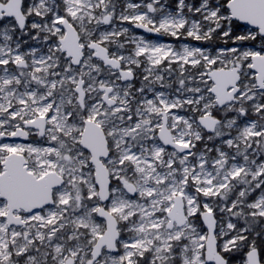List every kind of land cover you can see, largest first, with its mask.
<instances>
[{
  "label": "snow or ice",
  "instance_id": "1",
  "mask_svg": "<svg viewBox=\"0 0 264 264\" xmlns=\"http://www.w3.org/2000/svg\"><path fill=\"white\" fill-rule=\"evenodd\" d=\"M0 264H264V0H0Z\"/></svg>",
  "mask_w": 264,
  "mask_h": 264
}]
</instances>
